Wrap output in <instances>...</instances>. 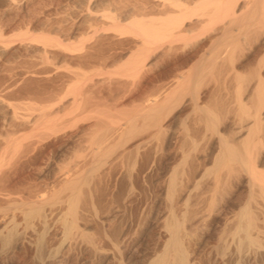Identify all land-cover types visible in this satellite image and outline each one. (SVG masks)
Returning a JSON list of instances; mask_svg holds the SVG:
<instances>
[{
	"label": "bare ground",
	"instance_id": "obj_1",
	"mask_svg": "<svg viewBox=\"0 0 264 264\" xmlns=\"http://www.w3.org/2000/svg\"><path fill=\"white\" fill-rule=\"evenodd\" d=\"M147 4L146 6L150 7L148 14L144 12L145 17L143 12H136L135 16L133 15L135 18H123L126 22L131 20V31L127 29L131 34L126 31L136 38L135 47H131L134 49L129 48L132 51L122 53L120 50L119 53L122 54L118 59H111L112 55L109 57L105 53L107 58H99V54H103L102 51L96 54L98 60L101 59L103 63L109 58L110 61L114 60L113 62H122L118 68L114 66L117 69L112 68L113 71L121 72V75L138 74L146 65L152 67L160 60L169 61L172 63V75H168L173 79V88L167 92L162 83L156 86L155 92L152 90V96L146 97L145 102L135 108L136 113L132 117L127 115L130 118H109L107 124L102 126L100 121L98 122L99 119H96L100 126L97 124L96 128L90 130L91 126L88 130V146L85 151L82 150L83 156L79 155L78 160L73 158L74 160L63 162L64 164L59 166L53 163L56 166L53 176L49 175L52 176L49 185L45 184L42 188L31 189L32 191L21 188L17 196L9 197V203L5 202L7 207L4 210L1 208L2 212L0 211L1 247L6 248L12 239L17 237L36 236L35 251L37 249L40 260L45 264H77V255L73 256L77 250L86 253L88 264H264V0H152L151 4ZM122 32L126 33L125 30ZM47 37L42 36V40L47 41ZM38 39L39 37L34 40ZM40 40L41 38L38 42ZM55 44L59 45L57 42ZM78 44L75 43L74 47ZM102 47L98 45L97 49L102 50ZM5 50V46H0V54L6 52ZM117 50L114 49L115 52ZM176 50L181 53L185 50V53L176 55ZM114 53L113 56L116 54ZM93 57L94 55L91 58ZM79 58L75 59L80 60ZM72 62L71 64L75 65ZM113 64H110V69ZM97 68H94L96 73L101 70L99 68L97 71ZM84 69L85 67L82 70ZM88 71L92 74V70ZM71 72L73 71L69 74ZM79 75L80 73L76 78ZM81 76L79 80L84 77ZM73 84L70 87L75 90L69 89L72 90L69 94L73 96L70 94L72 97L68 104L70 102V105L74 106L73 112H77L75 116L87 118L95 108L89 110L84 104L81 106L82 91ZM88 85L86 84L87 87ZM85 89L86 87L82 90L87 92ZM167 89H170L169 86ZM88 90V93H91V90ZM53 91L52 93L55 92ZM40 93L42 94V91ZM59 94H63V91ZM55 95H52L53 98ZM86 95L88 97L89 94ZM59 97L61 99V96ZM63 97L67 98L63 94L62 100L59 101L64 99V105L66 99ZM57 100L55 102H59ZM50 106L51 104L48 105ZM182 107H187L188 112L185 113ZM180 109L185 113L182 118L178 116ZM62 111L64 112V109ZM54 112L55 110L49 113L51 117ZM68 113L70 112H67V115ZM11 114L10 116L15 117V113ZM46 116L48 117L44 118L50 120L57 117L51 119L49 115ZM138 119L142 121L141 124H137ZM15 120L20 122L19 118ZM23 120L24 123L29 121L22 118L21 122ZM175 120H179L182 131L173 130ZM32 122V125L36 124ZM45 123L48 126V123ZM24 125L28 126L26 123ZM46 130L51 131L47 128ZM155 158V164L158 162L157 166L160 168L155 173L157 175L154 188H149H153V199L150 200L152 205L148 212L145 210L147 214L142 226L144 231L148 230L150 234L152 231V234L147 232L146 238L140 235L143 229L140 230L139 237L132 239L129 249L122 248L126 235L118 237L116 234H107L105 238L109 246L106 248L104 244V247L103 242L106 241L102 242L98 234H95L94 238L93 231H90L91 222L94 218L95 221L99 218L102 223H106L110 218L114 219L120 203L131 207L133 200L139 197L138 188L142 185L136 187L135 183H138L139 175L144 176L154 167ZM172 160L173 166L166 167ZM149 161L151 164L147 166L146 162ZM161 163L167 165L162 166ZM148 175L144 177L147 178ZM152 179L155 178L151 177L147 181ZM112 180L113 187L119 185L124 189L121 188L122 193L112 194L107 200L102 185L104 187L105 183ZM143 183L146 182L143 180ZM41 184L44 183L41 182L36 187ZM110 189L112 190V187ZM5 191L7 192L6 189ZM105 194L107 196L108 193L105 191ZM143 199L145 201V198ZM2 200L1 198L0 203ZM125 214H128L127 211ZM137 215L140 218V214ZM132 216L127 217L128 221ZM119 217L117 218L120 220ZM19 226L22 227L21 232ZM97 229L99 231V228ZM52 231L58 242L50 249L46 247L48 250L45 251L44 247L49 244L44 246L43 239ZM51 236L50 234L48 239ZM31 239L28 240L30 246L33 243ZM35 251L33 250L34 253ZM3 252L6 253L4 250ZM116 254L119 259L120 255L122 258L117 260ZM33 258L32 261L35 259Z\"/></svg>",
	"mask_w": 264,
	"mask_h": 264
},
{
	"label": "rangeland",
	"instance_id": "obj_2",
	"mask_svg": "<svg viewBox=\"0 0 264 264\" xmlns=\"http://www.w3.org/2000/svg\"><path fill=\"white\" fill-rule=\"evenodd\" d=\"M89 1L87 0H84V1L83 0H0V46L2 47L5 46V49H7L5 50L7 53L4 52L3 54H0V106H1L0 107V195H2V197H0V202H1V198L4 200V197H5V200H6V201L2 200V203H0L1 205L0 209L2 208L4 210L8 205L7 203L6 205L5 202L9 203L8 198L17 196L18 191L21 192V188L22 190L24 188L29 189V190L31 189L34 190L36 188L39 189L41 186L43 187V185L45 186V184L49 185L52 180V176H53L52 173H54L53 170H55L54 168L56 165L59 166L61 164H64L63 162H66L69 160L71 161L74 159L78 160L77 156L79 155L83 156V151H85V147L88 146L87 145L88 144L87 138H88V132H89L88 130L90 129L91 126L92 127L90 130L96 128L97 124L99 125V123L101 124V126L104 124H107L109 118H123V117L130 118L136 113L135 108L143 104L145 100L147 99L146 97L150 98L153 94V91L156 90V88L160 86L161 83H162L161 85L166 87V89L169 86L170 89H167V90L164 89L167 92L170 91L174 86L172 84L173 82H171V80L173 81V79L171 78V76H169L170 74L172 75L171 73L172 63L169 61L167 62L164 60L162 61L160 60L158 61L156 66H152V67L146 65L142 68V70L145 68L143 71H139L138 74H134V75H127V74L121 75V72L117 70H115L116 72L113 71V69H115L117 66L119 67V65L122 62L116 61L118 62L116 63V62H113L114 60L110 61L113 58L118 59L119 55L122 54L123 52L126 53V51L129 52L134 49L135 47L134 41H136V38H133L134 36L129 35L131 34L129 33V30L131 31V27L129 26V22L131 20H129V22L128 21L126 22V20L127 18L130 19V17H132L133 15L135 16L136 12L140 14L143 12L142 13L143 16L146 13L148 14L149 7H150L149 4H151L152 0H89ZM145 3L146 4L149 3L147 4L149 5V7L146 6ZM144 7H146L147 9L145 10ZM138 8H140V12ZM141 9H143L144 11H142ZM127 10L128 12L125 13L126 14L125 16L124 12ZM132 12H134V14ZM127 13H129L128 14L129 17L127 16ZM118 16L119 17L121 16L120 19ZM123 18H125L126 20H124ZM136 18H138V15L136 16ZM121 19L123 20L122 21L123 23L120 21ZM76 25L78 26V28ZM120 26H123V27L120 28ZM111 27H114V28H111ZM128 28L129 30H127ZM120 30L121 32L125 30L126 33L125 32L124 33L127 35L123 34V32L121 33ZM126 30L128 31L129 34L127 33ZM118 32H120V34ZM42 36L43 38L44 36L45 37L48 36L46 38L47 41L42 40ZM38 37L39 39L41 38L42 42L41 40L38 42L39 39L34 40L35 38L37 39ZM129 38L130 40L133 39L131 40L130 44H128L130 41L128 40ZM52 39L54 43L52 42ZM43 41H45V43ZM117 41L119 44L121 43L123 45V48H121V44L116 45ZM55 42L59 43V45L55 44ZM67 42H69V44ZM75 43L76 44L79 43V44L76 45V47H74ZM98 45L99 47L104 46L102 47V50L101 48L97 49ZM127 45H129V47H127ZM132 45H134L133 48H131ZM105 46H106V49H105ZM113 48L116 50L118 49L117 50L118 53L115 52ZM129 48H131L132 50ZM78 49H81L82 52ZM104 49L109 51L110 53H108ZM75 50H78V51L76 52ZM92 50H94V52H91ZM120 50H122L121 51L122 53L121 52L119 53ZM178 50L174 52V53H177L176 55H178V53H180L179 55L185 53V50L188 52L187 49L182 50L183 51L182 53L181 51H178ZM101 51L103 54H99V52L101 53ZM96 52L97 54H99V58L100 57L107 58L108 56L110 57V55H112L110 57L111 59L109 58L105 62L107 63L106 66H105V63H103L101 59H100L101 61L98 60V55L96 54ZM104 53L108 56L104 55ZM113 53L115 54V56H113ZM76 54H78V56L81 55L79 56L80 58L84 55V57L82 58L85 62L82 60V58L80 59L79 57H76L77 56ZM91 55L92 56L94 55V57H97V59H95L94 57L92 59ZM86 57L87 58L89 57L88 60ZM75 58H79L80 60L75 59ZM76 60L79 65L81 64L80 65L81 68L79 67L77 63H75ZM93 60L96 62H94ZM97 60L101 63L98 64ZM71 62L74 63L75 65L71 64ZM110 62L115 64L111 66V69L109 68L110 64H112ZM87 64H90V65H87ZM83 65H85L84 70H86V72L82 70L84 68ZM74 67H76V69ZM96 67H98L97 71H99L100 70L99 68H101V70L98 73H96V70H95ZM88 70H92V74H90L91 72ZM94 70L95 72H93ZM70 71H73V72L69 74ZM82 72H84L85 74ZM108 72L111 74H109ZM73 73H75V75ZM79 73H80L79 77L81 76V73H82L81 77H83L84 75L83 79L81 80L78 79L79 77L76 78V76H78ZM163 73L164 75H161ZM71 74H73L74 76ZM70 80H72L73 82ZM91 80L94 83L98 82L96 83L97 85L93 83L94 86H92L93 84ZM205 81L207 82V80ZM85 82L87 85L90 84L94 88L92 89V87L89 85L88 87L90 88H88ZM72 83H74L73 85L75 87L78 86L77 89L79 88L80 91H82L81 97H82L83 103H81V106H83L84 104V106L89 108V110L92 108H95V110L94 109L91 110L93 111V113L90 112V114L86 116L87 118H85V116L84 117L80 116L81 118L79 116H75L77 112H73L74 106L70 105V102L68 104V100L70 101L71 99L70 97L73 96V94L71 93L74 87L73 88L70 87ZM202 85H205V83H202ZM85 87L87 89V90L85 89L87 92L82 90ZM69 89H72V90H69ZM88 89L91 90V93H88L89 92ZM41 91H42V94L40 93ZM52 91L54 93H52ZM62 91H63L64 96L66 95L67 97V98L65 97L63 98L67 100V101L65 100V103L68 105L66 104L63 105L64 99L61 102L59 101V100H62L63 94H59V93H62ZM69 91H71L70 94L72 96L69 94ZM83 92H85L86 94H89L88 95L89 98L86 97L87 95ZM47 93H49L48 95L51 96L50 98L47 97L48 96ZM51 93L52 95L56 94L54 98L58 94L57 98L54 99ZM59 96H61V99ZM93 96L94 97L96 96V97L94 98ZM58 97H59V100H57ZM48 99H53V100H48ZM56 100L59 102H55ZM49 101H54V103L53 102L50 103ZM140 101L142 102L140 103ZM1 102L3 105L1 104ZM50 104H51L50 107L52 109H49L50 107H48V105ZM91 104H93L94 107L93 106L91 107ZM136 104H139V105H136ZM66 106H68V108L70 107L69 110L68 108L66 109ZM58 107H59V111H57ZM61 108L62 110L64 109V112L61 110ZM182 109L184 112L185 111L188 112L187 107H185V109L184 107H182ZM182 109H180L181 111H178L179 117L183 116V114L186 113V112L184 113ZM54 110L55 112L52 113L53 117H51L49 113L53 112ZM67 112H70V113H68L67 115ZM11 113H15L14 114L15 117L18 115L16 118L17 119L19 118L20 122H21V119L23 118L25 119V121L29 120L25 122L27 125L31 124L32 121H34V123H36L37 125L31 124L32 126L31 125L25 126L24 120L21 122L23 124H21L18 120H15L16 118L14 116H13L14 118L10 116L12 115ZM56 113L58 114L53 115ZM46 115H49L51 119L55 118L56 116L58 118L56 117L57 119L55 118L53 119L54 120L53 121V120H50L49 118L46 119L48 117ZM127 115L130 117H128ZM75 117H77V119ZM96 119L97 120L99 119L98 122L99 121L100 122L99 123L96 122L97 121ZM44 121L48 123L47 124L48 126L45 125L46 123ZM50 121L51 122L53 121V123L57 125L53 123L49 124ZM139 122L140 124L142 123V121L138 119L137 124H139ZM187 123L188 124L190 123L189 119ZM172 127H173V130H176V132L182 131V128H183L182 125L179 123V120L178 121L175 120ZM46 128L51 131L46 130ZM156 159L157 158H155L153 162L154 164L153 166L154 167L156 166L155 169L157 171L154 169V167H152V169H149V170L150 171L154 170V171L153 172L148 171L147 174L149 175L147 176V178L144 177L147 174L145 175L143 174L144 176L142 175H139V177L137 176L138 183L136 182L135 185L136 187H140V184H142L140 188H143V189L138 188L139 189L138 190L136 188L139 192L138 193L139 197L137 198V200L136 199L133 200L134 202L133 204H131V207L130 205L129 206L125 205L126 206L125 207L122 203H120L121 205H119V211L116 212V214H114L115 217L113 216L115 221H110V220H114L110 218V220H108L106 223L105 222L102 223L99 220V218L97 219L98 221H95L96 218H94L93 222L95 223L93 224V222H91L90 226L92 228H90V231L91 232L93 231L92 234L94 235L98 234L97 236H100L98 238L102 242L104 240L106 241V243L103 242V245L106 244V248H108L109 246L108 241L105 238V235L107 234H116L118 237H120L123 234L126 235L127 236L126 240L123 243L124 245H122L124 246L122 248H125V249H129L131 246V242L137 237H139L138 234L141 232L140 230L143 229L140 235L146 236L147 232L149 235L152 234V231H151V234H150V231L148 230L147 232L144 231L145 228L142 226L144 224L143 220H145L144 216H146L147 214L146 211L148 212L149 210L148 208H151V205H152V202H150V200L152 201L153 199L152 190L155 186L154 180H156L155 176L157 175V174L155 175V173H157L160 168V166L159 167L157 166L158 162L155 164ZM150 162L151 161L146 162L147 163L146 165L150 166L151 164ZM53 163H55L56 165H54ZM168 163H169L168 165L165 163L167 166L163 163H161V165L170 167V166H173L174 161L172 160V161H169ZM51 174L52 176H49ZM150 176L155 179L147 181L151 179ZM143 180L146 183H143ZM135 181H137V178ZM41 182L44 184H41L39 187H36V185L38 186V184H40ZM112 182L114 184V181L112 180L110 182L105 183L104 187L102 185V191H104L103 194L106 199L108 197L110 198L112 194L114 195V194L122 193L121 190L124 189L123 186L120 187L119 185H117L118 187L116 186L113 187ZM148 182H150V184ZM22 184L24 187L22 186ZM143 185H146V187ZM31 186L32 187L34 186L35 188H32ZM150 186H152L153 188L149 189L151 188ZM111 187H112V190L110 189ZM11 188L13 189L15 188L14 189L15 191L12 189V191L10 192ZM114 188H116V190L118 189L117 192H114L116 191L114 190ZM5 189L7 190L8 193L5 191ZM144 190L145 192H143ZM105 191L108 193L107 196L105 194ZM146 191L149 194H144V193H147ZM110 192H111V195H110ZM150 192H151V195H150ZM143 198H145V201ZM138 200L141 202L143 201V202L141 203ZM135 205L137 207L141 205V207L137 208L135 207ZM145 205L147 206L145 207ZM121 206L122 208H120ZM129 207L131 209H129ZM2 209L0 210L1 212H2ZM121 210H123L125 213L127 211L128 214H125ZM122 213H124L125 216L122 215ZM138 213L140 214L139 215L140 218L137 215ZM128 216H132L130 217L129 221H128V218H129ZM117 217H119L120 220ZM133 220H135L136 222ZM135 224H137V226ZM127 225L130 229L132 227L133 228L130 230L127 227ZM108 226H110V228H108ZM118 226H121L122 230H121V227L118 228ZM138 226H141V227L138 228ZM94 227L99 228V231L97 228L95 229ZM93 228L94 230H92ZM100 228H102L101 231H100ZM18 229L20 230V232L22 231L21 226H19ZM126 229L129 230L130 232H128ZM19 230H18V233H19ZM134 233H135V236H133ZM50 234L52 235L51 238L53 239L51 238L48 239ZM96 235L94 236V238L96 237ZM101 235H102L103 240L101 239ZM29 237L30 239L32 238L31 239V242H33L31 243L32 246L28 245V242L30 241ZM29 237L26 236L25 238H22V237H17L16 239L14 238L17 244L15 240L12 239V242H10L8 245L9 247L7 246L4 249L1 247V244H0V253H1L0 254V264H31V263L41 264L42 261L39 258L37 249L35 251L36 236H29ZM55 238L56 237L54 236L53 231L49 232V235L47 234V236L44 237L43 239L44 246L47 244L49 245L51 244L50 246L47 245L44 247L45 251L48 250L46 247H49L50 249L57 244L58 240L57 238L56 239ZM146 238H148V236H146ZM18 241L19 242L21 241V243H19ZM125 244L126 246H129V247L127 248ZM3 250L6 251V253L3 252ZM33 250L37 253V256H36V253L33 252ZM2 252L3 254L5 253L4 256H2L3 255ZM76 252L77 254H75ZM75 255H77L75 258L76 259L75 262H78L77 264H83V263L88 264V258L86 257L87 255L85 252H83L82 250H77L74 252L73 256ZM84 256L86 257V259ZM117 256L118 254H116V257ZM120 256L122 258V255ZM118 257L116 259L120 260L121 258L119 259ZM32 258L34 259V261H32ZM81 259L83 261H81ZM38 261H41V262H38ZM42 264H45V262H43Z\"/></svg>",
	"mask_w": 264,
	"mask_h": 264
}]
</instances>
